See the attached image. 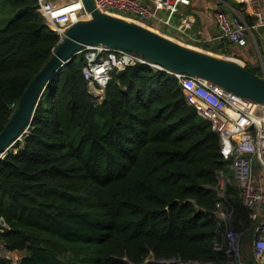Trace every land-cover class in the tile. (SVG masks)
Here are the masks:
<instances>
[{
    "label": "trees",
    "instance_id": "obj_1",
    "mask_svg": "<svg viewBox=\"0 0 264 264\" xmlns=\"http://www.w3.org/2000/svg\"><path fill=\"white\" fill-rule=\"evenodd\" d=\"M4 1L16 15L0 30V132L58 46L37 0ZM206 1L215 6V27L214 12L228 11L214 0L191 1L187 14L194 25L205 20ZM217 43L235 56L228 41ZM85 54L49 81L27 134L0 159V252L21 256L17 264H229L220 249L237 230L240 253L250 258L264 215L251 220L219 136L177 80L135 64L110 73L98 104L83 77ZM220 172L232 180L222 198ZM253 182L264 193V170L253 168ZM217 205L228 221H217ZM0 264L12 262L0 256Z\"/></svg>",
    "mask_w": 264,
    "mask_h": 264
},
{
    "label": "built area",
    "instance_id": "obj_2",
    "mask_svg": "<svg viewBox=\"0 0 264 264\" xmlns=\"http://www.w3.org/2000/svg\"><path fill=\"white\" fill-rule=\"evenodd\" d=\"M232 1L240 8L234 9L218 0L228 11H216L213 14L218 40L228 41L232 46L241 48L247 45V39L257 48V41L260 40L264 47V35L261 34L264 31V0ZM37 4L38 14L46 26L58 36V45L63 43L66 30L73 24L91 20V14L85 10L81 0H37ZM92 4L101 13L144 24L151 20L157 25L154 28L156 31H160V26L172 28L185 39L196 41L189 35L194 25L192 16H183L177 26H172V19L178 13L179 7H188L191 0H92ZM246 16L252 23L247 22ZM82 52H89L85 56L87 63L82 73L93 101L98 104L102 102L112 71L122 72L135 64L161 71L140 55L119 49L91 47ZM102 52L106 53V57L97 61L98 54ZM260 55L258 51V57ZM162 72L177 80L185 102L198 116L208 121L219 136L221 158L229 163L242 204L250 211L251 220H259L260 214L264 215V193L255 187L253 168L264 170V105L242 99L196 77L166 70ZM258 76L264 79V67ZM216 182L218 196L222 198L226 187L231 184V179L220 172ZM219 213H222L221 207L217 205L216 217L224 222V216L218 215ZM0 226L5 228L1 223ZM254 235L256 238L251 249L254 264H264V217L256 225ZM241 238L242 233L237 230H231L225 236L226 247L222 248H225L229 264H241ZM2 251L3 249L0 254ZM10 256L7 254L4 258L17 264L15 261L18 257Z\"/></svg>",
    "mask_w": 264,
    "mask_h": 264
},
{
    "label": "water",
    "instance_id": "obj_3",
    "mask_svg": "<svg viewBox=\"0 0 264 264\" xmlns=\"http://www.w3.org/2000/svg\"><path fill=\"white\" fill-rule=\"evenodd\" d=\"M91 20L77 22L65 32L38 75L18 100L9 122L0 132V159L27 134L39 99L49 81L85 48L104 47L138 54L161 71L199 78L242 99L264 105V79L244 66L223 58L219 50L208 53L188 48L176 39L142 22L101 13L92 0H81ZM254 235L253 240H255ZM8 253L3 249L0 256ZM198 264V263H194Z\"/></svg>",
    "mask_w": 264,
    "mask_h": 264
},
{
    "label": "rangeland",
    "instance_id": "obj_4",
    "mask_svg": "<svg viewBox=\"0 0 264 264\" xmlns=\"http://www.w3.org/2000/svg\"><path fill=\"white\" fill-rule=\"evenodd\" d=\"M215 2H218V0H214ZM222 3L225 2L223 0H219ZM227 3V2H225ZM219 4V3H218ZM229 4V3H228ZM222 6H224V4H222ZM16 15V12L14 10H12L6 3L4 0H0V30H3L6 25L8 24V22ZM121 16V15H120ZM147 25H152L151 21L147 22ZM154 29V28H153ZM156 31V29H154ZM162 32V31H161ZM163 33V32H162ZM262 35H264V31L261 32ZM218 36V32L217 33H213L211 35H206L202 36V35H198L197 36V40L195 42H192L190 40H184L182 38V40H177L179 43H181L182 45L188 47V48H192V49H196V50H202L205 52H210V53H215L218 49V44L217 43L219 40L217 38ZM204 46L208 47V50L204 48ZM247 50H250L253 54V58L255 59H259L258 58V51H260L261 54V59L264 61V47L261 43L260 40L257 41V48L255 47V45L253 44V42L250 41V39H247V45L245 47ZM232 52H230V54H234L233 52H237L238 50H240L241 48H239L238 46H233V48H230ZM221 52V51H220ZM86 54L89 52H85ZM222 53V52H221ZM85 54V56H86ZM223 54V53H222ZM224 55V54H223ZM225 59H228L229 61H234V60H238L237 58L231 56V55H224ZM226 176V175H225ZM231 179V178H230ZM234 181V180H233ZM232 183V180H231ZM218 215H223L225 218V222L228 221V217L226 214L219 213ZM215 217H216V213H215ZM217 221L219 223H222L223 220H219L216 217ZM241 232V231H240ZM242 233V232H241ZM220 250H223L225 256L227 257L226 253H225V248H221ZM10 257H15V255L10 256ZM18 259L15 261V263H19V261L21 260V256L19 257L17 255Z\"/></svg>",
    "mask_w": 264,
    "mask_h": 264
},
{
    "label": "crops",
    "instance_id": "obj_5",
    "mask_svg": "<svg viewBox=\"0 0 264 264\" xmlns=\"http://www.w3.org/2000/svg\"><path fill=\"white\" fill-rule=\"evenodd\" d=\"M191 1H193V0H191ZM203 6H205L207 8L208 12L206 10L203 11V13H202L203 16H200L199 18H201V19L205 18V20L201 21L200 19H198L197 20L198 22L194 25V28H192V30L189 32L190 37L195 39V40H197L198 35L205 36V33H206V35L209 36L213 33H217V30L215 29L214 25L212 24V16H211L212 15L211 11H212V9H214L215 6L212 5L211 3H209L208 1H206L203 4ZM216 8L219 9L218 7H216ZM187 13H188L187 7H179L178 13L172 19V26H177L179 23V20L183 16L189 15ZM192 17H194V16H192ZM193 19H195V17ZM206 20L210 21V26L208 25L209 28H207V32H204L201 25H203V27H204V23ZM147 22L148 21H146V24H147ZM151 22H152V25H150V26L148 25L149 27L154 28V26H157L155 24V22H153V21H151ZM245 47H242V48L239 47V48H241L240 50H238L236 53L233 52L236 56V57L235 56L234 57L238 59V60H234V61L241 64L242 66H244L245 68H247L249 70L256 71V72L260 73L262 71V68L264 67V61L261 59V55L258 57L259 59H255V58H253L254 56H253L252 52L250 50H247ZM247 254L248 253H242V255H241V253H240L241 264H254L251 251L249 254L250 258H249V256H246Z\"/></svg>",
    "mask_w": 264,
    "mask_h": 264
},
{
    "label": "bare ground",
    "instance_id": "obj_6",
    "mask_svg": "<svg viewBox=\"0 0 264 264\" xmlns=\"http://www.w3.org/2000/svg\"><path fill=\"white\" fill-rule=\"evenodd\" d=\"M12 256V255H11ZM14 256V255H13Z\"/></svg>",
    "mask_w": 264,
    "mask_h": 264
}]
</instances>
